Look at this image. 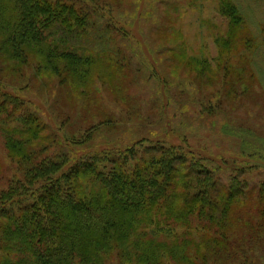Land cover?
<instances>
[{
	"label": "trees",
	"instance_id": "obj_1",
	"mask_svg": "<svg viewBox=\"0 0 264 264\" xmlns=\"http://www.w3.org/2000/svg\"><path fill=\"white\" fill-rule=\"evenodd\" d=\"M114 9L110 0H0V133L14 166L0 186V264H264V169L256 183L225 179L222 167L147 140L70 167L51 155L55 133L20 91L42 85L45 98L59 90L71 100L69 115L86 104L87 120L103 115L97 85L129 79ZM216 9L228 21L215 39L218 70L203 60L194 69L234 100H254L250 57L260 63L263 48L252 52L238 0Z\"/></svg>",
	"mask_w": 264,
	"mask_h": 264
},
{
	"label": "rangeland",
	"instance_id": "obj_2",
	"mask_svg": "<svg viewBox=\"0 0 264 264\" xmlns=\"http://www.w3.org/2000/svg\"><path fill=\"white\" fill-rule=\"evenodd\" d=\"M110 1L118 15L113 22L126 30L120 37L121 56L127 58L129 79L121 82L122 88L114 78L97 85L103 115L87 120L89 104L77 116L69 115L71 100L60 96L59 90L45 98L42 85L32 83L20 91L55 133L51 155L60 154L58 161L66 158L70 167L94 153L110 156L147 140L222 167L225 179L244 173L254 183L259 181L264 169V0H238L254 39L253 51L247 52L263 48L260 63L250 57L259 65L260 96L254 100L249 93L234 100L211 72L194 69L193 60H203L218 70L221 57L216 58L215 39L227 32L228 21L217 12V0H199L200 6L193 10L188 7L191 0ZM171 40L177 42L169 44ZM0 162L2 188L14 166L1 133Z\"/></svg>",
	"mask_w": 264,
	"mask_h": 264
}]
</instances>
